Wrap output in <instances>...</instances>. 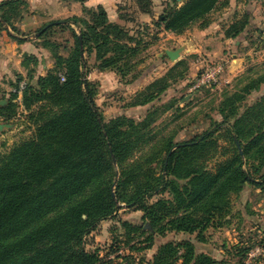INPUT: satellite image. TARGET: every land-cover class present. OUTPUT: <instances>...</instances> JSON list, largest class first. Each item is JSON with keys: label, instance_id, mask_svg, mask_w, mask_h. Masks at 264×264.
<instances>
[{"label": "trees", "instance_id": "16d2710c", "mask_svg": "<svg viewBox=\"0 0 264 264\" xmlns=\"http://www.w3.org/2000/svg\"><path fill=\"white\" fill-rule=\"evenodd\" d=\"M152 2L135 0V5L152 15ZM15 3L26 1L0 3V34L7 31L24 43L26 36L7 11ZM227 5L228 0H166L155 26L181 35L196 23L206 27L208 17ZM120 19L129 17L120 13ZM250 22L247 15L235 21L227 27L226 38L240 37ZM48 25L36 41L51 52L54 67L38 76V58L24 54L27 75L17 76L15 91L0 105L3 122L12 124L23 108L25 123L34 129L31 138L0 153V264H98L97 255L86 251L85 239L124 208L144 212L142 227L126 222L124 227L135 233L146 229V249L153 248L156 237L171 233L195 235L206 242L209 227L219 229L228 223L234 195L247 185L263 187L264 99L243 113L240 104L264 84V76L226 95L220 109L224 120L213 130L183 142L168 138L159 149L138 157L158 111L140 122L124 115L106 122L96 105L97 90L84 70L86 55L95 54L100 71L126 74L142 39L112 22L103 6L84 7L82 16L52 20L35 33ZM54 29L70 31L74 44L65 46L50 38ZM181 65L183 61L139 93L134 105H147L166 92L168 78H175L173 72ZM219 132L230 147L223 153L226 159L211 172L207 164L220 150ZM260 174L261 182L255 177ZM166 192L171 199L151 203ZM241 244L233 247L241 255L238 264H244L253 249ZM149 264L229 263L198 253L194 242L185 239L162 244Z\"/></svg>", "mask_w": 264, "mask_h": 264}, {"label": "rangeland", "instance_id": "374dc122", "mask_svg": "<svg viewBox=\"0 0 264 264\" xmlns=\"http://www.w3.org/2000/svg\"><path fill=\"white\" fill-rule=\"evenodd\" d=\"M165 1L155 0L153 15L156 18H148L145 21L129 2L121 3L123 13L129 17V20L122 21L121 25L132 35L142 39L140 51L132 59V68L126 74H119L114 70L100 71L95 54L86 55L87 68L84 71L97 90L96 105L106 122L121 115L140 122L149 112L158 111L157 120L151 126L141 151L137 153L138 157L144 152L159 149L168 138L183 142L207 130H213L216 123L224 120L220 109L226 95L239 92L252 79L264 76V0H243L241 14L239 13L236 21L247 15L251 22L241 38L233 41L225 36V31L230 25L224 20L223 8L208 17L206 27H203L201 22L196 23L181 35L155 26L164 10ZM64 19L66 18L62 16L55 20ZM50 21L52 20L43 19L38 21L37 25L27 26L24 31H19L26 36V42L37 45L39 42L34 38L35 31ZM74 29L78 31L77 28ZM53 32L56 35L52 39L65 46L74 44L70 33L63 34L64 31L60 29ZM236 40L241 41L239 45L235 44ZM190 43L194 46L188 45ZM182 46L186 47L179 60L183 61V65L173 72L175 78H168L167 91L147 105L135 106L137 95L155 81L166 77L179 62H172L163 55L165 50L172 51ZM217 64L224 66L219 85L195 89V82L202 73ZM10 94L8 93L6 98H9ZM263 99L264 84H261L257 90L246 94L245 100L240 104V113ZM22 110L23 108H19L20 118L12 122L15 128L0 134L2 154L8 153L16 144L34 134V129L27 126L23 119ZM217 136L220 150L207 164V169L211 172L226 159L223 153L230 147L222 133H217ZM245 168L250 169V164H246ZM261 175H255L260 182ZM160 198L171 199V196L168 192L162 193L154 197L151 203ZM227 221L228 223L219 229L209 227L205 232L206 242L197 241L195 235L171 233L166 237H156L153 248L146 249L148 244L145 241L149 232L142 229L135 233L124 227V222L132 227H142L145 223L144 212L124 208L117 216L101 222L96 227L85 239V249L97 255L98 264H149L162 244L172 240L191 239L198 253L209 254L219 262L223 260L229 264H238L241 255L233 247L241 242L243 249L253 247L252 250H261L252 259V264H264V183L261 188L247 185L241 194L232 197V213L227 217Z\"/></svg>", "mask_w": 264, "mask_h": 264}, {"label": "crops", "instance_id": "0c3cea01", "mask_svg": "<svg viewBox=\"0 0 264 264\" xmlns=\"http://www.w3.org/2000/svg\"><path fill=\"white\" fill-rule=\"evenodd\" d=\"M4 0H0V3ZM26 4L15 3L8 7L7 11L11 17L12 23L18 28V30L24 31L25 27L35 26L40 20H55L64 16L66 19L73 16H82L83 8H95L98 6H103L109 15V19L112 22L122 24L124 20L120 19V13H123L120 7L121 3L124 1L127 4H131L134 10L137 11L142 20L155 19V15L142 13L138 10L135 5V0H86L81 2L78 0H25ZM153 0V9L154 2ZM243 0H228V5L223 8L224 20L226 23L231 25L241 14L243 8ZM154 11V10H153ZM125 14V13H124ZM50 31V38H53L56 34ZM13 35L14 32H10ZM63 34L72 33L70 31H64ZM17 36V35H16ZM23 38L21 36H17ZM73 37V36H72ZM26 38V37H24ZM241 38V37H240ZM228 39V38H227ZM233 41L234 39H228ZM241 41L236 40L235 44L239 45ZM72 45V43H69ZM188 45H193L190 43ZM30 54L35 55L38 58L39 64L36 68L38 76H45L47 72L54 67V59H50L51 52L41 46L34 45L32 42L19 43L17 40L13 39L7 31H3L0 34V102L6 101V96L8 93L15 91V84L17 82V76L27 75V70L23 66V55ZM51 56V57H50ZM50 57V58H49ZM24 84V83H23ZM23 84H21L23 88ZM22 92L19 93L18 100L21 101ZM7 103V101H6ZM2 120V119H1ZM3 122V120H2ZM12 125V124H11ZM13 128L14 125H12ZM11 128V129H13ZM10 129V130H11Z\"/></svg>", "mask_w": 264, "mask_h": 264}, {"label": "built area", "instance_id": "2783aa9c", "mask_svg": "<svg viewBox=\"0 0 264 264\" xmlns=\"http://www.w3.org/2000/svg\"><path fill=\"white\" fill-rule=\"evenodd\" d=\"M224 73V66L222 64L212 65L208 67L202 75L196 80L194 88L211 87L213 85H219L221 77ZM64 80V79H63ZM261 252L259 248L252 250L249 253V258L245 264H252V259Z\"/></svg>", "mask_w": 264, "mask_h": 264}, {"label": "water", "instance_id": "95a60500", "mask_svg": "<svg viewBox=\"0 0 264 264\" xmlns=\"http://www.w3.org/2000/svg\"><path fill=\"white\" fill-rule=\"evenodd\" d=\"M179 1H181V0H179ZM50 26L51 25H48L47 27L42 29V31H40L39 33H36L34 35V38L37 39L43 33V31L47 30ZM262 44H263V49H264V34H263ZM185 51H186V47L182 46V47L173 49L172 51L170 49H167V50H165L163 55L167 56L172 62H177L182 58V54ZM82 55H83V52H82ZM5 103H6V101H1L0 105H3ZM11 128H13V126L11 124L4 123L0 119V134L3 133L5 130L11 129ZM0 140H1V138H0ZM114 161H115V159H114Z\"/></svg>", "mask_w": 264, "mask_h": 264}]
</instances>
